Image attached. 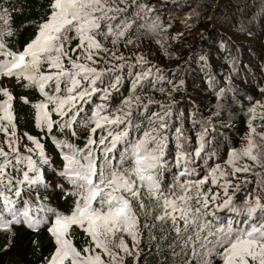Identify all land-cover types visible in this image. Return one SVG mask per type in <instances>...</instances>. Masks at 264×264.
Listing matches in <instances>:
<instances>
[{
	"label": "snow or ice",
	"instance_id": "6c2138e0",
	"mask_svg": "<svg viewBox=\"0 0 264 264\" xmlns=\"http://www.w3.org/2000/svg\"><path fill=\"white\" fill-rule=\"evenodd\" d=\"M20 10L8 0L0 3L7 29L0 31V78H15L22 91L34 89L38 95L14 97L0 83V133L8 146L7 151L0 146V230L9 237L2 251H10L14 228L23 226L49 234L53 250L42 264H139L142 255L159 256L165 249L173 264L193 259L196 264H264V172H253L264 169V133L253 127L257 108L264 120V102L247 108L245 143L229 147L223 164L218 163V136L223 134L216 132L212 119L219 116L225 93L234 98L237 90L228 81L216 90L208 57L199 56L198 62L216 96L217 111L200 117L194 104L185 116L176 101L148 95L170 96L184 86L183 79L173 83L139 52L135 63L117 54L121 43L128 48L151 38L165 57L174 55L165 45L176 22L163 23L149 0H48L33 37L13 51L3 36L13 35L7 25L12 12ZM192 18L193 12L185 14L184 28ZM170 39L183 42V32ZM218 46L227 47L223 38ZM14 99L34 110L37 134H18ZM185 119L195 133L194 146ZM78 129L85 130L83 146L72 142L80 139ZM25 140L21 152L18 145ZM44 141L53 146L60 166L52 164ZM244 158L251 165L241 163ZM45 168L58 181H49ZM243 174L256 176L251 192ZM41 190L72 206L62 210L52 205L47 195H39ZM241 192L245 195L237 204ZM73 226L94 245L84 247L83 254L70 238Z\"/></svg>",
	"mask_w": 264,
	"mask_h": 264
},
{
	"label": "trees",
	"instance_id": "16d2710c",
	"mask_svg": "<svg viewBox=\"0 0 264 264\" xmlns=\"http://www.w3.org/2000/svg\"><path fill=\"white\" fill-rule=\"evenodd\" d=\"M156 1L161 0H149V3L154 5L156 10H161L159 16L162 22L165 24L169 21L176 22L167 32L169 40L165 45L168 51L174 55L165 57L151 38L142 40L138 46H129L128 48H125L121 43L118 46L117 54H123L126 58H130L132 63H135L134 54L139 52L151 63L163 68L167 78L173 83L183 79L184 86L170 96L166 97L159 92H151L148 95L165 103L176 101L178 103L177 110H183L185 116H187L188 109L194 104L199 108L200 117H208L212 112L217 111L214 107L217 104L216 96L208 88L205 73L200 68L202 62H198L199 56L208 57L207 71L215 78L216 90L226 87V81L237 90L234 98L232 92L225 93L220 101L219 116L212 119V123L217 125L216 132L223 134L218 136L220 143L216 161L223 164L229 147L240 148L245 143L242 138L247 132V108L256 101L264 102V92L258 91L259 88H264V0H173L171 3L165 2V0ZM4 2L5 0H0V3ZM8 3L9 5L15 4L22 9L12 12L10 23L7 25L13 35L5 34L3 36L6 46L16 51L33 37L39 16L46 9L48 0H8ZM178 5L186 6L179 7ZM190 11L193 12V18L188 21L189 27L184 28L181 21L185 14ZM0 31H7L2 20H0ZM178 31L183 32V42H172L170 37ZM222 38L227 45L224 49L218 46ZM145 41L150 47L142 50ZM76 42L75 40L72 41L70 47H75ZM226 58L233 60L234 66H230ZM178 65L183 67L173 74L170 70L177 68ZM42 70H47L46 66ZM136 70L138 69L133 71ZM2 79L4 86L9 87L10 91H15L13 92L14 97L23 94L31 98L38 95L34 89L20 91V89L13 88L9 79ZM163 86L166 90L171 88V85L168 84ZM248 97H251V100ZM0 99H2V95H0ZM16 103L21 107L19 109L21 117L14 122L18 126V134L25 131L34 135L37 134L34 129V110L30 104L23 105L17 101ZM153 110L156 108L153 107ZM260 111L257 108V118L253 120V127L257 133H264V120L259 118ZM184 127L188 129V136L194 146L195 133L187 119H185ZM53 133L58 136L61 135L55 128ZM78 133L80 139L72 140V142L78 146H83L85 130L78 129ZM254 140L259 145V137H254ZM3 141L4 134L0 133V146H3L7 151L8 146L3 144ZM23 143H27V141L25 140L18 145L21 152H23ZM44 143L49 156L54 157L53 165L60 166L62 164L61 159L51 143L48 141H44ZM241 163L251 165V161H248L247 158H244ZM44 171L49 181H58L59 178L48 168H45ZM253 172H264V169L255 168ZM13 174L15 175V173ZM243 175H246L250 181L247 191L251 192L256 187V176L253 174ZM39 195L41 197L47 195L52 205L58 206L62 210L72 206L71 201L67 203L58 201L51 192L45 193L41 190ZM244 195L243 192L236 194L235 201L237 204L243 201ZM222 215L227 218L230 214L222 213ZM14 231L15 237L11 241L10 251L3 252L2 238L7 235L9 242V237L6 232L0 230V264H42L43 259L53 250V242L46 229L33 232L26 227L16 226ZM146 235L142 232V238ZM171 235L174 236V234ZM70 238L73 246L82 254L84 247H94L91 237L75 226L70 229ZM126 242L131 243L130 239H126ZM141 248L145 252H149L145 243L141 244ZM150 251L155 253L154 245ZM34 253L39 255L40 260L33 259ZM165 259L168 260V264H173L171 254L167 249L159 256L150 254L145 257L142 255L139 264H160ZM191 264H196L195 259L191 261Z\"/></svg>",
	"mask_w": 264,
	"mask_h": 264
},
{
	"label": "rangeland",
	"instance_id": "374dc122",
	"mask_svg": "<svg viewBox=\"0 0 264 264\" xmlns=\"http://www.w3.org/2000/svg\"><path fill=\"white\" fill-rule=\"evenodd\" d=\"M150 46H149V44L145 41L144 43H143V46H142V50L143 49H146V48H149ZM0 58H2V57H0ZM7 79H9V81L12 83V86H13V88H16V89H20V91H21V88H20V86H19V84L15 81V78H7ZM3 79L2 78H0V83H3ZM12 91V90H11ZM12 92H15V91H12ZM23 93V92H22ZM21 107L16 103V101H15V99H14V104H13V114H14V122L19 118V117H21V115H20V112H19V109H20ZM52 157V164L54 163V157L53 156H51ZM16 228V227H15ZM3 245H5L6 243H8V238H7V235H5L3 238ZM1 239V240H2ZM33 259L34 260H36V261H38V260H40L39 259V255L38 254H33Z\"/></svg>",
	"mask_w": 264,
	"mask_h": 264
},
{
	"label": "clouds",
	"instance_id": "9594fccd",
	"mask_svg": "<svg viewBox=\"0 0 264 264\" xmlns=\"http://www.w3.org/2000/svg\"><path fill=\"white\" fill-rule=\"evenodd\" d=\"M162 1V0H161ZM161 1H156V2H161ZM173 0H165V2H168V3H171ZM160 13H161V10H158L157 9V11H156V15H160ZM210 219V218H209Z\"/></svg>",
	"mask_w": 264,
	"mask_h": 264
}]
</instances>
